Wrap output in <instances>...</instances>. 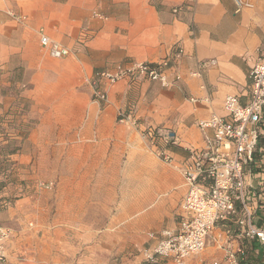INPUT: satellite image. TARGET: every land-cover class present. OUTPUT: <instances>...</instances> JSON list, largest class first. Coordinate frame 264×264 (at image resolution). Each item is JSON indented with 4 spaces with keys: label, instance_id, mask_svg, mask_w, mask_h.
Instances as JSON below:
<instances>
[{
    "label": "crops",
    "instance_id": "0c3cea01",
    "mask_svg": "<svg viewBox=\"0 0 264 264\" xmlns=\"http://www.w3.org/2000/svg\"><path fill=\"white\" fill-rule=\"evenodd\" d=\"M10 11L26 20L15 23ZM41 29L77 53L47 55ZM0 32V57L19 54L29 69V95L39 117L11 155L12 182L0 193L12 197L0 211L2 223H35L34 229L14 228L8 257L46 264H142L150 233L179 225L188 192L180 168L187 148L204 144L200 122L227 115V95L247 101L251 68L264 52V0H0ZM211 59L214 65L200 67ZM164 60L171 61L170 78L181 75L173 87L127 78L106 86L110 104L88 102L96 70ZM126 108L134 122L117 120L118 110ZM149 128L176 133L171 163L152 152L143 134ZM263 135L264 121L252 167L259 226H264ZM226 227L239 228L234 220L219 222L206 249L187 264H224L220 241L227 239ZM244 243L248 253H264L258 240Z\"/></svg>",
    "mask_w": 264,
    "mask_h": 264
},
{
    "label": "built area",
    "instance_id": "2783aa9c",
    "mask_svg": "<svg viewBox=\"0 0 264 264\" xmlns=\"http://www.w3.org/2000/svg\"><path fill=\"white\" fill-rule=\"evenodd\" d=\"M238 4L241 0H237ZM100 16V13H95ZM40 43L54 58H63L73 49L51 39L43 29L39 30ZM183 50L179 49L176 56ZM216 61L203 60L201 68L214 65ZM171 61L158 63L128 61L112 68L98 69L90 79L93 95L99 102L109 103V96L102 83H117L122 79L136 81L147 79L159 82L163 87H173L181 79L180 74L170 78L167 69ZM249 92L246 102L237 95H227L223 107L227 115H212L200 122L205 140L202 146L187 148L181 166L188 192L181 203L179 225L150 233L152 243L143 251L145 264H156L169 259L173 264H187L189 257L202 253L219 222L234 220L239 228L226 227L224 264H243L247 255L244 240H258L264 245V226L254 222L255 209L251 194L257 187L252 182V167L260 142L261 123L264 121V52L257 57L249 74ZM121 121H135L131 115L121 113ZM157 153L168 163L173 161L169 143H178L176 133L170 129L149 128L143 132ZM161 141L165 148L157 146ZM48 182L47 187H52ZM11 229L0 224V261L8 258L7 242ZM239 241L235 244L234 241ZM244 243V244H243ZM81 264V263H75ZM218 264V263H216Z\"/></svg>",
    "mask_w": 264,
    "mask_h": 264
},
{
    "label": "rangeland",
    "instance_id": "374dc122",
    "mask_svg": "<svg viewBox=\"0 0 264 264\" xmlns=\"http://www.w3.org/2000/svg\"><path fill=\"white\" fill-rule=\"evenodd\" d=\"M8 17L12 19L15 23L20 24L26 20L25 16L19 15L10 11L8 13ZM13 27L12 24L9 25L11 29ZM2 37V33L0 32V38ZM10 45H14L13 39L10 41ZM45 52L48 55L49 51L46 47ZM77 51L74 49L71 55H75ZM50 56V55H49ZM52 57V56H51ZM28 68L23 64V61L20 58L19 54H10L8 59L4 60V58L0 57V193L3 190L4 186L12 182V161L11 155L17 152L20 145L18 142L20 138H24L27 136L30 128L34 126L38 121V114L33 113V99L29 95V90L31 87L30 82L28 81ZM32 71V70H31ZM109 83H102V88L106 90V86ZM90 103H98L101 104V107L109 103L99 102L92 94H90V98L88 99ZM128 108L119 109L117 113V120L121 121V113L128 115ZM102 110H99V116L101 115ZM68 120H73L74 115H67ZM134 118V117H133ZM158 129V128H157ZM157 146L165 148V144L161 141L156 142ZM152 152L154 155L161 160L162 162H166L160 157L157 153L156 147H154L151 143ZM16 149V150H14ZM14 150V152H13ZM167 164V163H165ZM264 168V160L261 162ZM47 183L42 182L41 186H46ZM54 186V185H53ZM5 200V203H4ZM10 201H12V197L10 198H2L0 197V211L2 210V206L9 205ZM183 201V200H182ZM182 203V202H181ZM180 203V204H181ZM0 224L5 225L11 229V233L14 228H33L35 227L34 222H29L26 224L18 223L16 226H10L5 223H2L0 218ZM26 225V227H25ZM144 257V255H143ZM79 260H75L72 264L81 263ZM243 264H264V257H260L258 253H247L245 260L242 262ZM0 264H46L45 262L38 261H30L29 259H25L23 257H11L4 261H0ZM145 264L144 260L143 263Z\"/></svg>",
    "mask_w": 264,
    "mask_h": 264
},
{
    "label": "trees",
    "instance_id": "16d2710c",
    "mask_svg": "<svg viewBox=\"0 0 264 264\" xmlns=\"http://www.w3.org/2000/svg\"><path fill=\"white\" fill-rule=\"evenodd\" d=\"M261 146L263 147V149L261 151V154H263L264 153V135L262 136V139H261ZM167 148L169 150H174V149H176V144L175 143H169L167 145ZM14 150H16V149H14ZM14 150H13V152H14ZM0 188H1V184H0ZM252 248L256 249V248H258V245L257 244H252ZM260 257H264V253H261Z\"/></svg>",
    "mask_w": 264,
    "mask_h": 264
}]
</instances>
